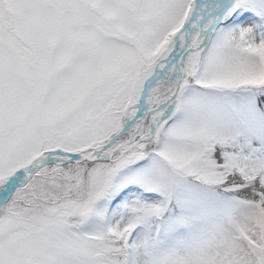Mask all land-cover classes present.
Here are the masks:
<instances>
[{
	"label": "snow or ice",
	"instance_id": "1",
	"mask_svg": "<svg viewBox=\"0 0 264 264\" xmlns=\"http://www.w3.org/2000/svg\"><path fill=\"white\" fill-rule=\"evenodd\" d=\"M0 264H264V0H0Z\"/></svg>",
	"mask_w": 264,
	"mask_h": 264
}]
</instances>
